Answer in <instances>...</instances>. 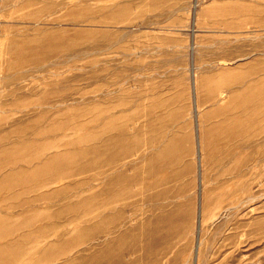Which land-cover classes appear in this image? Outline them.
<instances>
[{
	"label": "rangeland",
	"instance_id": "374dc122",
	"mask_svg": "<svg viewBox=\"0 0 264 264\" xmlns=\"http://www.w3.org/2000/svg\"><path fill=\"white\" fill-rule=\"evenodd\" d=\"M0 264H264V0H0Z\"/></svg>",
	"mask_w": 264,
	"mask_h": 264
},
{
	"label": "bare ground",
	"instance_id": "6f19581e",
	"mask_svg": "<svg viewBox=\"0 0 264 264\" xmlns=\"http://www.w3.org/2000/svg\"><path fill=\"white\" fill-rule=\"evenodd\" d=\"M100 120V119H99Z\"/></svg>",
	"mask_w": 264,
	"mask_h": 264
}]
</instances>
